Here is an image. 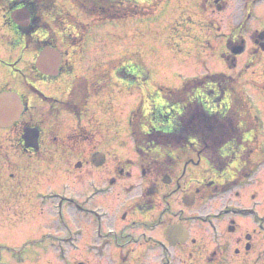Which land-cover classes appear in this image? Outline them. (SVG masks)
Returning a JSON list of instances; mask_svg holds the SVG:
<instances>
[{
    "label": "flooded vegetation",
    "instance_id": "flooded-vegetation-1",
    "mask_svg": "<svg viewBox=\"0 0 264 264\" xmlns=\"http://www.w3.org/2000/svg\"><path fill=\"white\" fill-rule=\"evenodd\" d=\"M176 1L183 2L178 5L182 7L181 13L194 16L226 12L231 7L229 0ZM237 1L240 2L239 7L236 6L238 11L250 14L256 0ZM24 9L29 12V22L17 16L18 23L15 14ZM62 15V0H0V94L16 92L23 104L17 121L7 128L0 126V207L7 205L9 215L7 224H0V235L10 237L11 233L14 238L17 232L18 243L23 240L21 245L27 247L33 232L27 231L26 224L38 220H31V217H38L31 211L32 205L40 208L50 203L59 225L68 229L59 231L58 238L62 242L70 241L72 252L97 254L103 258L116 251L119 254L116 253L118 260L114 257L117 264H153L152 256L156 264H174L175 248L182 250L187 246L188 256L201 255L203 264H264V212L260 214L258 206H249L256 198L264 200V144H260L259 150L251 148L259 141L260 134L257 124L249 118L256 116L249 102L236 103V94L232 90H226L220 96L216 84L205 85L201 90V102L196 103L201 108L200 122L204 125L203 144L198 145V150H190L199 159V178L177 176L173 167V146L168 145V141L158 149L154 143L147 144V149L143 144L155 128L161 136L185 137L184 147L178 148V152L189 153L190 148L185 149L188 136L184 126L190 121L186 103L193 101L151 108L146 116L145 133H142V115L137 111L142 100L141 87V90L133 86L126 88L127 67L124 63L117 67L111 64V59L95 60L92 55L84 54L83 51L88 49L82 43L83 38L75 41L71 53L59 49ZM74 22L76 26L78 22ZM190 22L197 23L189 15L181 25L184 27ZM215 22L217 24H207L214 42L207 39L206 56L217 53V35L222 38L221 44L224 40L220 59L234 60L231 69L236 65L235 51L240 47L244 51L250 48V56H258L262 51L264 23L251 31L248 46L244 37V30L252 29L248 28V23L239 21L222 30ZM199 34L198 40H202L204 34ZM47 45L61 52L51 56L57 66L53 72L42 71L36 66L39 52ZM224 76L233 81V89L238 92V82ZM209 87H215L216 97L212 96L214 90ZM135 92L139 93L138 97L133 95ZM225 96L229 98L226 103L223 102ZM131 104H135V108L127 118L124 110ZM235 111L241 120L230 128L229 120ZM172 116L176 117L178 125L169 129L170 132L160 130ZM74 122L75 127L68 134V129L63 127ZM31 127L39 131L34 146H30L31 137L25 135V129ZM206 128L212 131H204ZM128 130L135 150L139 151L137 165H127L130 161L123 155L128 149ZM62 134L69 137L66 150L71 153L67 155L62 147L63 156L56 154L58 161H77L69 172L73 175L70 185L66 182L62 191L46 188L45 192L38 190L30 195V186H46V178H40V169L44 171L46 167H30L31 157L43 162L47 157L46 147L59 144ZM213 140L215 147L207 144ZM224 147L227 149H222ZM102 159L104 162L98 165ZM136 166L142 167L143 177L137 186V182L128 185L124 180L133 176L132 169ZM29 169L37 172L30 176V181ZM94 172L98 175L94 176ZM58 180L54 178L55 183ZM135 187L140 199L129 198L126 203L123 199L114 212L104 204L117 190V197H120L132 193ZM174 190L181 191L182 196H193L195 204L215 201L217 208L203 214H177V219L164 215L147 216L159 208L158 198L162 199V205H171ZM141 213L144 216L138 217ZM17 215H23V219H16L20 218ZM194 217H198L196 222H192ZM196 224L203 226L207 234L204 241L194 244V251L189 252V245H193L190 243L198 241ZM171 227L177 233L168 234ZM182 227L186 241L175 243ZM154 230L160 231L162 238L153 235ZM207 240L213 242V249L208 247ZM6 248L15 249L11 244ZM198 249L201 250L198 252Z\"/></svg>",
    "mask_w": 264,
    "mask_h": 264
},
{
    "label": "rangeland",
    "instance_id": "rangeland-1",
    "mask_svg": "<svg viewBox=\"0 0 264 264\" xmlns=\"http://www.w3.org/2000/svg\"><path fill=\"white\" fill-rule=\"evenodd\" d=\"M64 1V2H63ZM142 3L146 4L143 7H141L140 15L141 13L149 9V12H144L146 14L145 16H139L137 20H123L122 22L114 21V20H101L97 16L89 17L87 16L83 11H81L79 8L75 6L73 3V0H62V7H63V13H71L74 19V21H78V23H81V25H76V27H72L74 25L67 23L68 20H66L65 17H62V24H61V32L62 37L59 35V42L57 44V47L59 49H63L67 53H71L73 47L75 46V40L74 37L76 33H78L79 37L82 38L83 32L86 41L84 42V46L88 48L87 52L83 51L84 54L92 55L93 59H109L110 57H115L118 55L123 54H132L136 53L143 58L145 64L149 67V69L153 68L152 72L148 73L146 72L140 65L133 64V62L128 63V65L131 67L132 71L128 76H126V88H130L131 86L138 87L139 90L142 89L143 91V99L147 103H151V107L155 104V107L159 104L163 105L166 104L165 100H163L162 96H160L158 93L155 92L154 88L157 85H163L167 87H173V88H181L183 85L184 77L190 78V77H200L205 74H212V72H219L224 73V75L230 76L233 80L236 79V83L238 82L239 85H236V89H239L238 94H245L250 101H253L256 105V110H258L259 115L262 116V128L258 130L260 134V139L258 142H256L251 148L252 149H261L260 144H264V53H261L258 55V57H250L249 50H246L243 54H238L237 58L235 59V66L231 69V62L229 59H220V48L224 45L221 44L220 39L221 36L217 35L218 40H215V45L218 46L217 53H213L212 55H207L205 51H208L207 47V39H209L211 42H214L212 31L207 26L208 23L218 22V26L223 28H227L232 23H237L239 21H242V17L246 15L245 12L240 13L236 6L239 5V1L237 0H229L230 1V9L226 12H216L206 14L203 13L199 15V18L201 16H205L204 18H200L201 20L198 21V32H200L203 35L202 40L199 39L196 40L195 43L193 41L192 46L195 44H198L201 48L204 50V52H198L196 48L194 47L193 50L191 48L190 51V43L188 41H183L179 39V44H177L173 37L174 35H177L178 32H176L175 25L178 22H183V19H185V16L183 13H179L182 7L178 6L182 1H174V0H156L155 4L152 2H149V0H140ZM128 1H124V5H126ZM112 6V4H110ZM176 5V6H175ZM186 6V5H185ZM178 7V12L177 8ZM239 7V6H238ZM243 7V6H242ZM258 7V8H257ZM255 11L256 13L252 14V19L250 23L249 30H244L245 33V39L248 44V46L251 44V40L249 39L251 31H253L256 28H260L264 23V0H261L259 3L255 5ZM86 10V9H84ZM58 11V10H57ZM59 12V11H58ZM214 17V19H211V17ZM203 20V21H202ZM65 21V22H64ZM72 25V26H69ZM249 28V27H248ZM197 28H194L192 33L196 32ZM223 32V31H222ZM89 36V37H87ZM194 36H199L198 34L194 33ZM61 37V38H60ZM192 40V37L189 38ZM71 43V44H70ZM181 46H184L181 48ZM247 46V47H248ZM188 48V50H187ZM82 53V52H81ZM181 55H183L185 58H187V61L181 62L183 64H186L187 67H182L181 70L176 71V67L173 68V70H168L170 65L177 64L178 62H175L176 59H180ZM236 55V54H235ZM110 56V57H106ZM250 57L249 62H253L252 64L248 63L249 66L246 67L247 59ZM172 59L171 64L167 67L169 63V59ZM229 63V64H228ZM151 65V66H150ZM244 65V66H243ZM176 71V72H175ZM170 72V73H169ZM174 72V73H173ZM141 87V89H140ZM158 88V87H157ZM210 89H213L214 92L212 94L213 97H216L217 91L215 90V87H209ZM138 91V90H137ZM139 92V91H138ZM135 92L133 95L139 96V93ZM243 92V93H242ZM154 93V94H153ZM162 98V100H161ZM229 100L228 96L224 97L223 102L226 103ZM244 101V100H243ZM135 104H131L126 107V117L128 118L132 110L135 108ZM147 107V106H146ZM259 107V108H258ZM253 114H255V111H252ZM124 114V117H125ZM251 121L254 122V118L251 116L249 117ZM74 124H70L66 127V125L63 127V129H68V134L71 133L75 127ZM175 125H178L176 117L172 116L169 121L167 122V125H165V131L170 132L169 129H174ZM66 133V132H65ZM127 144L128 149L123 152L124 158H127L130 163H127V165H137L138 162H136V159L138 160V152L135 150L134 142L130 136V131L127 132ZM68 135L62 134L61 142L56 145H51L46 147L47 150V157L44 159V161L35 160L33 157L30 159V167H42L46 169H40L42 172L40 174V178H46L45 179V187L39 188V185L36 184L34 186H30V195L33 194L34 191L41 190L42 192L46 191V188L49 189V191L53 190H60L62 191V187L64 183H69L73 179V175H71L70 169L74 166L76 159H71L67 163H62L58 161V156H63L62 150L64 148L65 153L67 152V155L71 153V151H67L66 147L69 145L70 141L68 140ZM192 142V141H191ZM234 146V143H232ZM63 147V148H62ZM194 148L195 150H198L197 144L186 146L185 149L188 148ZM54 148L56 149L54 151ZM158 148V147H157ZM173 151H176V149L172 148ZM222 149H227V147H224ZM264 149V146L263 148ZM124 151V150H123ZM178 153H173L172 156L174 159V169L176 170L177 176L182 177H196L199 178V170H200V164H198V158L196 155L191 154H182L183 157L178 158ZM187 157V158H186ZM186 158V159H185ZM15 159L17 160L16 154ZM185 159L184 161L178 163V160ZM183 165H185L186 170H183ZM69 167V170L66 168ZM36 169V168H35ZM29 181L30 176H33L34 174H37L34 169H29ZM39 170V168L37 169ZM133 176L127 178L124 180V182L128 185L136 183V186L141 181V178L143 177V171L142 167H134L132 169ZM98 173L94 172V176H97ZM127 176H129L127 174ZM175 176V175H174ZM54 178H59L58 183L54 182ZM35 183V181H33ZM264 184V182H262ZM259 186V185H258ZM256 187V186H253ZM135 190L132 193L125 194V196L117 197L118 190L116 191L115 195L111 194V197L107 199L104 204L108 205V207H111V211L117 210L122 205L123 199H125V203L128 201L129 198H132L133 200L140 199L139 194L137 192V188H134ZM70 190V189H69ZM87 191V190H86ZM131 194V195H130ZM174 196L171 199V205H162V199L158 198L157 203L158 209L154 210L153 212H150L147 214L149 217H175L177 214L185 213V214H203L208 211L216 210V202L207 200L208 202H199L192 206L191 208H188L184 205L182 201V193L181 191L177 192L174 190ZM131 196V197H130ZM115 198V200L113 199ZM33 198V197H32ZM105 200V199H104ZM110 202H109V201ZM35 201V200H34ZM115 202V203H114ZM215 202V203H214ZM250 203V202H249ZM48 205L42 206L38 208L37 205H32L31 211H35L38 217H31V220L38 219L35 221V223H29L26 224L28 227L27 229H30L32 231V239L37 241H42L45 245H50L49 238H47L48 234L57 235L59 231H62V229H66V227H62V225H59L58 217H54V211L52 209L53 205L50 203H47ZM258 206V208L261 210L260 214L264 212V200L262 198H256V201L252 202L249 206ZM43 208V209H42ZM182 209H185L184 211ZM162 211V212H161ZM112 212V213H113ZM161 213V215H160ZM20 214H23L20 213ZM73 215L76 214L72 213ZM159 214V215H158ZM144 214L141 213L138 217H143ZM6 217H9L8 215V208L7 205H4L3 207H0V224L3 222L4 224H7L8 220H6ZM16 219H23V215H17ZM240 217H249V216H240ZM251 217H254L251 216ZM196 222L198 220V217H194ZM177 219V218H176ZM70 221V218L68 220ZM19 222H15L17 224ZM9 226V225H7ZM73 224L70 225L72 227ZM193 226V225H192ZM149 227V226H148ZM195 228L197 229V232L195 234L196 241L195 243H190L193 245H189V252L194 251V244L204 241L206 230L203 226L200 224H196ZM10 229V228H9ZM192 229V228H191ZM155 231V230H154ZM152 231L153 235H155L158 238H162V233H159L160 231ZM26 232V231H25ZM3 233V232H2ZM5 234V233H4ZM24 234V233H22ZM10 237H5L3 235H0V246L3 245H13V247H20L23 243V240L18 243L19 240V234L14 240L12 238V234H9ZM8 236V235H7ZM21 236V234H20ZM25 236V234H24ZM64 236V235H63ZM25 239V238H23ZM43 239H46V241ZM206 240V239H205ZM60 246H62L60 249L55 248H45L42 244L41 247L31 246L26 253H23V249L18 250L17 252H14V255L12 253L4 252V249L0 248V264H78L80 262H84L85 264H117V255L119 254L116 251H113L112 253H108L106 257H101L100 255L95 254V256L83 253V252H72L70 249L71 243L70 241L62 242L59 240ZM62 242V243H61ZM209 242L208 247H213L214 244L211 242V240H207ZM202 243V242H201ZM214 248V247H213ZM212 248V249H213ZM198 249L197 251L199 252ZM204 250V249H203ZM155 251V250H154ZM117 253V255H116ZM154 254V252H153ZM175 259L174 264H199L200 256L198 254H189L188 256V248L187 246L184 247V249H180L179 247L175 248L174 251ZM201 254V253H200ZM114 257L117 260H114ZM190 260L196 261L195 263H191ZM152 263L156 264L154 256H152ZM203 261H200V264H203Z\"/></svg>",
    "mask_w": 264,
    "mask_h": 264
},
{
    "label": "trees",
    "instance_id": "trees-1",
    "mask_svg": "<svg viewBox=\"0 0 264 264\" xmlns=\"http://www.w3.org/2000/svg\"><path fill=\"white\" fill-rule=\"evenodd\" d=\"M107 2L101 1V0H95V4L96 6L99 5H105ZM104 7V6H102ZM112 14V13H111ZM196 82V81H195ZM192 83L191 85L185 87V89H182L180 91H173V90H167L164 91V98L168 101V102H175V100H173V96L175 94H178V100L181 101L183 100L182 103H186V101H193L192 104L190 102L186 103V105L188 106V111H190L189 113V117H190V121H188L186 127V134L190 139H195V137L198 139V143L199 144H203L202 138H201V133L203 132V124L200 122V113H201V108H199V106L196 103H200L201 102V90L204 89L208 84L210 85H215L219 88L220 91V96H223V92L226 90H232V92H235V101L236 103H242V99L240 97V94L238 95V93L233 89V81L230 80L229 77L219 74H213L212 76H207L201 79V81H197L196 83ZM206 85V86H205ZM211 90L208 91V94H210ZM181 94V95H180ZM195 96V99L193 98ZM238 118H236V113L234 112L231 115L230 118V123L232 125L230 126H234L235 124L238 123ZM231 128V127H230ZM201 130V131H200ZM204 131L207 132H211L212 129L210 128H206ZM143 133V131H142ZM185 136V135H184ZM175 141H176V137H174ZM173 139V140H174ZM186 138L184 137L185 140ZM168 140V139H167ZM172 140V139H171ZM178 140H181V138H179ZM215 142L216 141H212V142H208L207 144H212L215 147ZM210 149H213L212 147H210Z\"/></svg>",
    "mask_w": 264,
    "mask_h": 264
},
{
    "label": "water",
    "instance_id": "water-1",
    "mask_svg": "<svg viewBox=\"0 0 264 264\" xmlns=\"http://www.w3.org/2000/svg\"><path fill=\"white\" fill-rule=\"evenodd\" d=\"M49 52L47 50H45L44 54H48ZM11 96H0V121L2 119H6V118H10L16 111L14 109H12L11 107L10 110L9 108H5L4 106H9V102L7 101V99L11 100L12 98H10ZM17 102H15V105H16Z\"/></svg>",
    "mask_w": 264,
    "mask_h": 264
},
{
    "label": "bare ground",
    "instance_id": "bare-ground-1",
    "mask_svg": "<svg viewBox=\"0 0 264 264\" xmlns=\"http://www.w3.org/2000/svg\"><path fill=\"white\" fill-rule=\"evenodd\" d=\"M175 60H176V58H175ZM171 62H172V59L170 58L167 67L171 64ZM169 69H170V70H173V66L170 65L169 68L167 69V72H168ZM176 70H177V69H176ZM128 102H129V101H128ZM27 231H30V229H27ZM0 234H1V232H0ZM16 235H17V232H16Z\"/></svg>",
    "mask_w": 264,
    "mask_h": 264
}]
</instances>
